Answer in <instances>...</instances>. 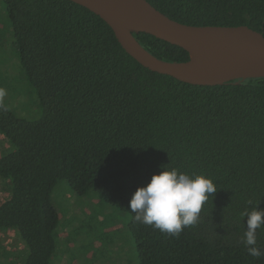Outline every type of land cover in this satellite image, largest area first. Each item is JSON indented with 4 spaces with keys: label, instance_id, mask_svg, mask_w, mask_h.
<instances>
[{
    "label": "trees",
    "instance_id": "1",
    "mask_svg": "<svg viewBox=\"0 0 264 264\" xmlns=\"http://www.w3.org/2000/svg\"><path fill=\"white\" fill-rule=\"evenodd\" d=\"M13 47L41 105L18 117L0 98V234L24 245L21 264H51L60 218L52 191L65 180L130 216L137 264H264L244 244L245 210H264V78L192 85L131 58L95 14L69 0H2ZM191 26H247L264 37V0H145ZM133 36L170 62L186 51ZM161 165L210 178L217 191L179 236L134 220L132 193ZM249 201L251 204H249ZM256 247L264 253V227ZM2 247L0 245V253Z\"/></svg>",
    "mask_w": 264,
    "mask_h": 264
},
{
    "label": "rangeland",
    "instance_id": "2",
    "mask_svg": "<svg viewBox=\"0 0 264 264\" xmlns=\"http://www.w3.org/2000/svg\"><path fill=\"white\" fill-rule=\"evenodd\" d=\"M12 27L0 0V98L14 115L36 120L41 105L21 67L12 45ZM32 91V92H31ZM0 134V152L7 148ZM5 182H0V203L8 196ZM52 204L60 223L57 248L51 264H137V253L128 230L130 216L104 202L93 192L76 194L65 180L52 191ZM0 264H21L24 245L11 230L0 234Z\"/></svg>",
    "mask_w": 264,
    "mask_h": 264
},
{
    "label": "water",
    "instance_id": "3",
    "mask_svg": "<svg viewBox=\"0 0 264 264\" xmlns=\"http://www.w3.org/2000/svg\"><path fill=\"white\" fill-rule=\"evenodd\" d=\"M99 17L121 48L142 67L178 81L216 86L264 78V37L247 26H191L170 19L145 0H69ZM145 33L186 51L188 59H160L133 36Z\"/></svg>",
    "mask_w": 264,
    "mask_h": 264
},
{
    "label": "clouds",
    "instance_id": "4",
    "mask_svg": "<svg viewBox=\"0 0 264 264\" xmlns=\"http://www.w3.org/2000/svg\"><path fill=\"white\" fill-rule=\"evenodd\" d=\"M160 168L159 174H153L145 186L136 188L128 207L135 214V221L179 236L185 227L197 223L203 205L214 196L217 187L204 175H189L165 165ZM242 215L247 218L244 244L249 254L258 258L264 255L255 246L257 230L264 227V210H245Z\"/></svg>",
    "mask_w": 264,
    "mask_h": 264
}]
</instances>
